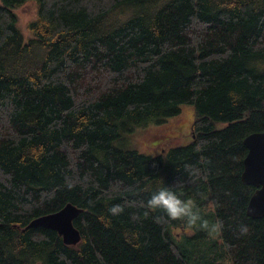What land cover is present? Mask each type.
Here are the masks:
<instances>
[{"label": "trees", "instance_id": "1", "mask_svg": "<svg viewBox=\"0 0 264 264\" xmlns=\"http://www.w3.org/2000/svg\"><path fill=\"white\" fill-rule=\"evenodd\" d=\"M27 1L0 0V264H264L241 179L264 131V0H36L25 41ZM184 104L188 145L123 144ZM164 187L223 228L150 210ZM68 203L78 244L28 227Z\"/></svg>", "mask_w": 264, "mask_h": 264}, {"label": "water", "instance_id": "2", "mask_svg": "<svg viewBox=\"0 0 264 264\" xmlns=\"http://www.w3.org/2000/svg\"><path fill=\"white\" fill-rule=\"evenodd\" d=\"M248 150L243 161L242 182L256 188L249 199L247 214L252 218H264V131L253 132L244 138ZM82 209L72 203L60 210L34 218L28 227H45L55 230L67 245H76L81 241V233L75 227L74 220Z\"/></svg>", "mask_w": 264, "mask_h": 264}, {"label": "rangeland", "instance_id": "3", "mask_svg": "<svg viewBox=\"0 0 264 264\" xmlns=\"http://www.w3.org/2000/svg\"><path fill=\"white\" fill-rule=\"evenodd\" d=\"M38 9L36 0H29L14 9L18 28L22 31L25 41L33 37L30 24L36 19ZM193 120L194 107L184 104L179 115L136 128L123 144L149 155L165 154L171 147L185 146L191 142Z\"/></svg>", "mask_w": 264, "mask_h": 264}, {"label": "clouds", "instance_id": "4", "mask_svg": "<svg viewBox=\"0 0 264 264\" xmlns=\"http://www.w3.org/2000/svg\"><path fill=\"white\" fill-rule=\"evenodd\" d=\"M147 207L150 210H162L171 220H186L188 226L199 225L202 229L210 230V232H219L223 228L222 222L209 225L208 220L204 219L195 209V203L189 200H182L176 192L168 187L161 188L159 191L153 193L147 201ZM113 215H118L123 212L120 205H114L109 209ZM241 233H247L246 226H241Z\"/></svg>", "mask_w": 264, "mask_h": 264}]
</instances>
